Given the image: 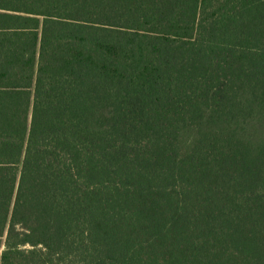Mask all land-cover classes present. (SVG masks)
<instances>
[{"label": "trees", "instance_id": "obj_1", "mask_svg": "<svg viewBox=\"0 0 264 264\" xmlns=\"http://www.w3.org/2000/svg\"><path fill=\"white\" fill-rule=\"evenodd\" d=\"M0 264H264V0H0Z\"/></svg>", "mask_w": 264, "mask_h": 264}]
</instances>
